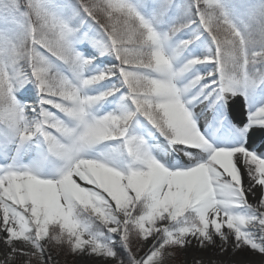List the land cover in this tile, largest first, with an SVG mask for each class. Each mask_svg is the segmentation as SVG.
<instances>
[{
	"label": "snow or ice",
	"instance_id": "6c2138e0",
	"mask_svg": "<svg viewBox=\"0 0 264 264\" xmlns=\"http://www.w3.org/2000/svg\"><path fill=\"white\" fill-rule=\"evenodd\" d=\"M190 249L264 264V0H0V264Z\"/></svg>",
	"mask_w": 264,
	"mask_h": 264
},
{
	"label": "bare ground",
	"instance_id": "6f19581e",
	"mask_svg": "<svg viewBox=\"0 0 264 264\" xmlns=\"http://www.w3.org/2000/svg\"><path fill=\"white\" fill-rule=\"evenodd\" d=\"M187 260L191 261L194 256L199 255L194 249L188 250L186 253H184ZM78 264H97V262L93 259H90L88 257H78L77 258Z\"/></svg>",
	"mask_w": 264,
	"mask_h": 264
},
{
	"label": "trees",
	"instance_id": "16d2710c",
	"mask_svg": "<svg viewBox=\"0 0 264 264\" xmlns=\"http://www.w3.org/2000/svg\"><path fill=\"white\" fill-rule=\"evenodd\" d=\"M53 251H54V253H55V250H53ZM56 258H57V260L59 261V264H74V263H73V259H74V257H73V256H70V255H69V256H65L63 252H61V253L59 254V256L56 257ZM172 261H173V260H172ZM172 261H170L169 264H173ZM177 264H180V263L177 262Z\"/></svg>",
	"mask_w": 264,
	"mask_h": 264
},
{
	"label": "rangeland",
	"instance_id": "374dc122",
	"mask_svg": "<svg viewBox=\"0 0 264 264\" xmlns=\"http://www.w3.org/2000/svg\"><path fill=\"white\" fill-rule=\"evenodd\" d=\"M184 257H185L184 254H180V255H178V256L172 261L173 264H177V262L180 263V264H185V262H184ZM54 258L57 259V258L55 257V255H54ZM77 258H78V257H74V259H73V263H74V264H78V262H77ZM188 262H190V261H188Z\"/></svg>",
	"mask_w": 264,
	"mask_h": 264
},
{
	"label": "flooded vegetation",
	"instance_id": "af4514ba",
	"mask_svg": "<svg viewBox=\"0 0 264 264\" xmlns=\"http://www.w3.org/2000/svg\"><path fill=\"white\" fill-rule=\"evenodd\" d=\"M186 261L188 262L189 260H187V258H186V257H184V262H186Z\"/></svg>",
	"mask_w": 264,
	"mask_h": 264
}]
</instances>
